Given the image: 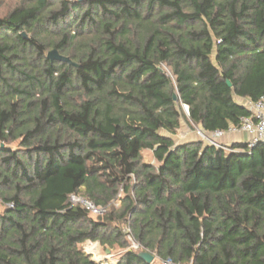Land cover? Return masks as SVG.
Masks as SVG:
<instances>
[{
	"label": "trees",
	"instance_id": "16d2710c",
	"mask_svg": "<svg viewBox=\"0 0 264 264\" xmlns=\"http://www.w3.org/2000/svg\"><path fill=\"white\" fill-rule=\"evenodd\" d=\"M16 3L0 16V264H103L88 241L122 249L119 264H148L142 251L264 264V143L162 134L182 121L228 132L251 116L264 0ZM79 194L106 213L73 204Z\"/></svg>",
	"mask_w": 264,
	"mask_h": 264
},
{
	"label": "rangeland",
	"instance_id": "374dc122",
	"mask_svg": "<svg viewBox=\"0 0 264 264\" xmlns=\"http://www.w3.org/2000/svg\"><path fill=\"white\" fill-rule=\"evenodd\" d=\"M16 0H0V16L5 15L8 10L16 5ZM163 70L167 72L169 76L172 75L171 69L168 68L166 65H163ZM185 114L188 116L187 108H184ZM162 134L171 137L175 142L177 143H186L191 141H203L205 143H209L206 138L203 137L204 133L201 131L198 127L190 126V123L187 121H182L180 129L177 131L176 134H169L166 132H163ZM221 140L218 139L217 142ZM18 147V143L11 144V148L16 149ZM143 160L147 163H150L152 165L157 166L158 163L154 158L153 152L150 150H145L142 152ZM81 197V194L77 195ZM114 206L118 209L121 206L120 199L115 200ZM7 208L6 205L3 204V202L0 199V212H4ZM93 215V214H92ZM98 216V215H97ZM96 215H93V218L97 217ZM130 240V239H129ZM131 242V240H130ZM132 245V242H131ZM81 249L88 254L93 256V259L97 262L104 263V260L107 258V262H114L115 256L119 253H123L122 249L119 247L110 248L108 246H102L99 242H92L88 241L81 245ZM109 252V253H108Z\"/></svg>",
	"mask_w": 264,
	"mask_h": 264
},
{
	"label": "built area",
	"instance_id": "2783aa9c",
	"mask_svg": "<svg viewBox=\"0 0 264 264\" xmlns=\"http://www.w3.org/2000/svg\"><path fill=\"white\" fill-rule=\"evenodd\" d=\"M247 109L250 111L251 116L243 120L242 127L231 128L228 132L216 131L213 134H203V137L208 140L210 144L219 145L218 139L223 138L225 135L239 130L245 131L251 135V139L248 142L249 146L252 148L259 143H264V96L258 101L247 100L245 103ZM187 108V107H186ZM188 111V108H187ZM71 201L73 204H81L93 215L102 216L106 213V209L98 208L91 202L85 200L83 197L77 195L71 196ZM129 239L132 242L131 249L140 250V245L135 242L133 237L129 235ZM105 264H116L113 262H107V258L104 260ZM154 264H175L171 259L160 260L155 259Z\"/></svg>",
	"mask_w": 264,
	"mask_h": 264
},
{
	"label": "crops",
	"instance_id": "0c3cea01",
	"mask_svg": "<svg viewBox=\"0 0 264 264\" xmlns=\"http://www.w3.org/2000/svg\"><path fill=\"white\" fill-rule=\"evenodd\" d=\"M244 104L247 100L242 101ZM251 139V135L245 131L239 130L237 132L229 133L225 135L221 140L218 141L219 144H232V143H242V142H249ZM109 253V252H108ZM115 260L113 263L119 264L121 260V253L114 255Z\"/></svg>",
	"mask_w": 264,
	"mask_h": 264
},
{
	"label": "water",
	"instance_id": "95a60500",
	"mask_svg": "<svg viewBox=\"0 0 264 264\" xmlns=\"http://www.w3.org/2000/svg\"><path fill=\"white\" fill-rule=\"evenodd\" d=\"M48 58L50 60H58V61H63V62H68L70 64H73L69 58H66V57L59 55V53L56 50H52L51 52H49ZM228 84L231 86L230 82H228ZM174 98L177 99V96H174ZM2 146H4V145H2ZM138 256L142 260L146 261L148 264H153L155 259H156V257L148 251H142L139 253Z\"/></svg>",
	"mask_w": 264,
	"mask_h": 264
}]
</instances>
